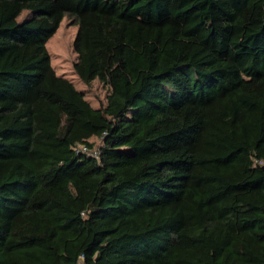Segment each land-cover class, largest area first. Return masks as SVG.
<instances>
[{
    "label": "trees",
    "instance_id": "trees-1",
    "mask_svg": "<svg viewBox=\"0 0 264 264\" xmlns=\"http://www.w3.org/2000/svg\"><path fill=\"white\" fill-rule=\"evenodd\" d=\"M0 264H264V0H0Z\"/></svg>",
    "mask_w": 264,
    "mask_h": 264
},
{
    "label": "rangeland",
    "instance_id": "rangeland-1",
    "mask_svg": "<svg viewBox=\"0 0 264 264\" xmlns=\"http://www.w3.org/2000/svg\"><path fill=\"white\" fill-rule=\"evenodd\" d=\"M26 11H23L19 18L24 17ZM77 30L76 24L69 17H64L55 32L48 39L46 43L47 51L50 55L51 65L55 72L59 75L67 77L79 89H83L85 97L91 102L93 106H98L105 100L106 88L97 79L92 80L89 84H85L74 73L73 62L76 54L73 50V39ZM91 141L95 146L101 142L100 138L91 137Z\"/></svg>",
    "mask_w": 264,
    "mask_h": 264
},
{
    "label": "built area",
    "instance_id": "built-area-1",
    "mask_svg": "<svg viewBox=\"0 0 264 264\" xmlns=\"http://www.w3.org/2000/svg\"><path fill=\"white\" fill-rule=\"evenodd\" d=\"M81 147H82L83 150L89 152L90 154H92L94 156L97 155L96 148L95 149H94V147H92V148H86V146H81Z\"/></svg>",
    "mask_w": 264,
    "mask_h": 264
}]
</instances>
